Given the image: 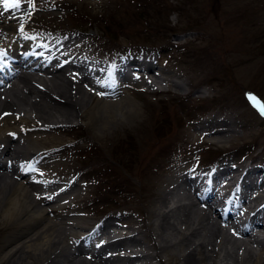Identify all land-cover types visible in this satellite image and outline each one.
<instances>
[{"label": "rangeland", "instance_id": "obj_1", "mask_svg": "<svg viewBox=\"0 0 264 264\" xmlns=\"http://www.w3.org/2000/svg\"><path fill=\"white\" fill-rule=\"evenodd\" d=\"M155 1L163 7L144 10L146 6L138 0H38L40 8L33 10L34 19L28 20L46 30L82 28L88 35H100L107 26L114 38L109 55L138 47L151 49L159 54L160 77L184 83L185 90H181L161 79L165 93H128L126 100L133 108L125 114L101 99L98 102L104 109L97 113L101 114L98 119L104 122L103 129L88 128L86 119L81 118L66 122L78 128L50 129L64 142L74 139L76 144L51 151L41 163L67 184L74 181L77 199L81 204L91 201L88 205L95 214L119 207L127 218L118 217L115 222L131 227L143 216L148 199L178 174L181 166L205 167L217 157L212 151L224 152L226 148L237 150L238 156L232 160L235 164L252 158L255 165L264 161V119L257 117L244 100L247 92L264 100V0ZM185 95L202 102L191 106L175 99ZM209 109L214 119L227 118L223 136L230 138L223 144H205L202 149L196 146L200 137L212 142L219 136L195 126V118ZM103 130L108 131L105 136ZM65 131H71L72 138L66 137ZM58 142L40 143L48 148L65 144ZM199 157L201 162L195 163L193 159ZM87 178L93 182L86 184ZM47 217L56 219L55 214ZM96 217L102 216L95 215L91 223ZM70 238L71 234L65 236L61 244L68 246Z\"/></svg>", "mask_w": 264, "mask_h": 264}, {"label": "bare ground", "instance_id": "obj_2", "mask_svg": "<svg viewBox=\"0 0 264 264\" xmlns=\"http://www.w3.org/2000/svg\"><path fill=\"white\" fill-rule=\"evenodd\" d=\"M5 31L6 27L0 29V52L7 51L6 54L17 58V48L18 55L26 54L25 47H17L21 37L8 36ZM69 37L71 41L66 40L67 46L61 58L68 61L65 63L71 69H89L88 64L96 61L94 58H101L100 51L91 53L88 50L78 60L75 58L76 54L79 50L88 49L91 41L82 43L80 35L76 33H71ZM36 39L37 37L27 36L28 50H33L34 43H39ZM40 46L37 47L38 52ZM80 61L83 62L82 65ZM137 63L136 60L135 64ZM47 66L42 63L40 71L38 64L33 76L21 77L17 80V84H20L13 85L11 91L0 92V156L8 155L13 167H17L15 171L12 167L0 166V264H111L96 254L93 255V260H76L80 255L68 252V246L61 243L73 230L85 227L86 222L69 215L70 211L66 208L72 201L64 202L65 205L57 204L58 194H61L59 190L58 194H52V198L42 196L40 186L32 180H26L19 173L21 165L33 163L38 158L49 140L64 142V139L61 140L62 136L50 131L51 127L81 118L86 119L84 124L88 128H104V122L98 119L101 114L97 113L104 109L98 102L102 101L101 98L85 92L82 81H76L74 74L63 71L66 65H62V62L54 69ZM145 79V83L153 90L161 85L157 76L145 75ZM165 79L176 88L185 90L183 82L169 76L162 80ZM103 86L101 91L109 97L108 104L118 106L120 114L131 111L133 104L129 99L115 94L113 91L116 88L107 90L104 84ZM213 117L198 121L195 126L212 134L219 133V136L208 143L223 144L230 138V135L223 136L225 129H222L229 121L225 117L221 120ZM35 121L40 123L33 129L29 123ZM106 130L102 131L103 136L108 132ZM200 139L202 143L207 142L201 137ZM243 169H247L248 173L264 172V164L262 167L246 166ZM209 171L215 173L217 169ZM227 172L233 174L231 171ZM186 175H173L165 186L157 189L148 199L149 203L141 219L132 225V237L121 241L128 246L136 243L133 246H139L142 250L137 258L130 259V264L134 260H141V264H171L172 261L175 264H264V222L257 219L253 224L258 227L254 236L247 235L248 227L244 223L235 221L229 210L222 211L217 204L211 203L210 195L200 194L197 187L186 179ZM201 178L204 183L205 176L201 175ZM230 180L231 185L237 184L233 177ZM60 187L63 189L64 186ZM261 195L264 197V191ZM250 206L252 205L249 208ZM49 212L55 214V220L47 217ZM110 223L109 217L104 225ZM127 241L130 243H126ZM166 255L170 257L164 260L160 258ZM154 260L159 262H153Z\"/></svg>", "mask_w": 264, "mask_h": 264}, {"label": "snow or ice", "instance_id": "obj_3", "mask_svg": "<svg viewBox=\"0 0 264 264\" xmlns=\"http://www.w3.org/2000/svg\"><path fill=\"white\" fill-rule=\"evenodd\" d=\"M0 5L3 6L4 11H12L17 12L21 11L23 7H27L28 11L22 12L24 16H31L32 11L35 8L34 0H0ZM19 29L21 32L24 30V24L21 21L19 25ZM5 53L0 52V55H4ZM99 95H104V93H98ZM246 98L249 100L251 105L259 112L261 116H264V100L258 98L254 93H246ZM31 168L30 164L21 165L22 171H28ZM39 198V197H38Z\"/></svg>", "mask_w": 264, "mask_h": 264}, {"label": "clouds", "instance_id": "obj_4", "mask_svg": "<svg viewBox=\"0 0 264 264\" xmlns=\"http://www.w3.org/2000/svg\"><path fill=\"white\" fill-rule=\"evenodd\" d=\"M173 18H175V14H174V17Z\"/></svg>", "mask_w": 264, "mask_h": 264}]
</instances>
